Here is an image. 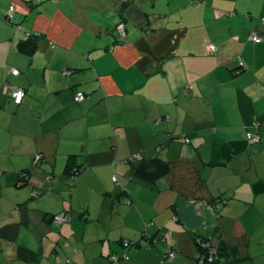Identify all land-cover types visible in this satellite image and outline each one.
<instances>
[{"label":"crops","instance_id":"0c3cea01","mask_svg":"<svg viewBox=\"0 0 264 264\" xmlns=\"http://www.w3.org/2000/svg\"><path fill=\"white\" fill-rule=\"evenodd\" d=\"M12 87L24 91L20 105ZM70 158L81 169L71 181ZM154 159L164 175L135 176L140 165L159 171ZM91 179L102 200L112 193L124 206L113 205L118 223L95 242L82 235L67 250L79 221L63 196L93 218L82 195ZM46 191L57 202L31 211V193ZM217 198L226 201L217 217L196 204ZM63 211L69 225L54 232L49 218ZM143 233L148 247L120 246ZM193 233L212 237L218 264H264V0H0V264H54L53 254L61 264H191Z\"/></svg>","mask_w":264,"mask_h":264},{"label":"rangeland","instance_id":"374dc122","mask_svg":"<svg viewBox=\"0 0 264 264\" xmlns=\"http://www.w3.org/2000/svg\"><path fill=\"white\" fill-rule=\"evenodd\" d=\"M32 166H35V164H32ZM67 180H70V179H67ZM66 180V181H67ZM71 181V180H70ZM47 182H50V180H47ZM69 182V181H68ZM116 185H119L118 182H112ZM65 184L67 186H69V188H71V184L72 182H69V183H66ZM70 184V185H69ZM74 184H76V182L74 181ZM84 184L86 185H89L90 187L89 188H82V195L86 201V203L88 202L89 198L91 197L94 204L96 205L95 208H96V212L93 211L94 213V217H90L89 216V213L85 210V205L83 203V201L81 200V203H79V201L77 200V198L75 197V199L73 200V197L75 196V194H73V196L71 197V195H69V192L63 196V199L66 201L67 203V206L68 208L72 206V208H74L73 210L75 211V216L77 218V220L79 222H75L73 224V226H71V231H72V239H73V242H72V245L67 249V250H70L76 243V240L79 239V237L82 238V235L85 236L86 239H91L93 242H95L102 230V227L107 224V223H113L114 225H116L118 223V216L114 213L113 211V205L116 203L114 201V203L112 202L110 196L112 197V199H115L116 198V195L114 194H110L107 196L109 197L108 199H104L102 200V197L100 196V189L98 188L99 184L101 183H96L93 179L91 180H86L84 182ZM47 186L49 187V189L52 190V185L50 183H47ZM74 189L75 186L73 187ZM91 190V191H88V190ZM51 193L46 191L45 193L41 194L40 196H36V198L32 199V209L31 211H34V208H35V203L36 202H42L45 204V206H42V207H51L53 202H57L56 200L54 199H50L48 198V194ZM77 196V195H76ZM21 200L23 201L24 199V194H21L20 196ZM81 198V196H80ZM30 201V198L27 197L26 201L25 202H29ZM62 202V200L60 201ZM84 206V207H83ZM115 206V205H114ZM124 205H117L115 206L114 208H119V207H123ZM127 207V206H126ZM129 207V206H128ZM98 209L101 210V217L98 218L97 217V212H98ZM82 211V212H81ZM70 215V214H69ZM87 218H86V216ZM43 216V215H42ZM72 217V216H71ZM71 217L69 220H67L64 225H69L68 223L70 222L71 220ZM95 218V219H94ZM39 221V220H38ZM40 223L42 222L43 223V228L46 230L47 229V226L50 225L47 220L45 219V216L44 218L40 219L39 221ZM60 225L59 223H57L55 226H54V232H57L58 229L60 228ZM53 226V225H52ZM141 240L145 237V233L142 234L141 236ZM150 240V239H149ZM66 241V239H65ZM143 242L142 243H147L146 247H148L149 243L147 242V240H142ZM141 243V244H142ZM99 244H101V241H99ZM129 247H132V246H129ZM94 252V255L96 254L95 250H94V247L92 248H87L85 249V254L87 256H91V254ZM69 254V252H68Z\"/></svg>","mask_w":264,"mask_h":264},{"label":"built area","instance_id":"2783aa9c","mask_svg":"<svg viewBox=\"0 0 264 264\" xmlns=\"http://www.w3.org/2000/svg\"><path fill=\"white\" fill-rule=\"evenodd\" d=\"M28 1L31 2L32 0H28ZM34 1L42 2L45 0H34ZM13 12H14V8L12 6H9L8 11H7L6 15L4 16V19H6L8 21L11 20ZM15 28L19 30V27H15ZM117 31L121 35H124L123 25L120 24L117 27ZM250 40L253 42H259L261 40V38L259 35L253 33L252 35H250ZM209 50L211 52H213L216 50V47L214 45H209ZM10 72L13 75H18V71L16 69H10ZM64 73H66V72H64ZM10 97H11V99L15 105H20L22 103V99L24 97V91L20 88L12 87ZM85 98H86V95L82 92H77L74 95V100L76 102H80V101L84 100ZM246 139H247L249 145H254V144H257L259 142L260 136H259V134L247 133ZM185 141L188 142L187 139ZM132 158L137 160V159H140V156L134 155ZM39 159H40V155H35L34 162H37ZM79 172H80V170H78V169H72V171H71V173L75 174V175L78 174ZM48 177L49 176H47V178ZM196 204L198 205L199 210L206 209V210L210 211L214 217H217L216 211L219 210L223 205H225L226 201L222 198H217L214 201H212L211 203L210 202L208 203L205 201H197ZM68 218H69L68 216H64L61 214L60 216H57L54 219V221L56 222V224L57 223L62 224L65 221H67ZM127 244H128V242L125 241L124 245L127 246ZM196 244H197L198 249H200V250L197 251L196 261L193 264H202L203 262H205V260L208 262H212L214 259H216L215 258L216 257V250L214 247H211L209 242L203 241L201 238H198L196 240ZM202 253H204L206 255H203ZM173 256H174L173 253H169L168 254L169 259L168 258L167 259L170 260L171 258H173ZM110 260L116 261L117 258L115 256H111Z\"/></svg>","mask_w":264,"mask_h":264},{"label":"trees","instance_id":"16d2710c","mask_svg":"<svg viewBox=\"0 0 264 264\" xmlns=\"http://www.w3.org/2000/svg\"><path fill=\"white\" fill-rule=\"evenodd\" d=\"M8 21V20H7ZM10 21V20H9ZM14 27H19V30L18 29H16V30H18V31H20V32H23V30H22V28L20 27V26H18V25H15ZM260 35V34H259ZM261 36V35H260ZM262 37V36H261ZM22 43H24V44H26L27 46H29V47H31V48H34L35 47V45L28 39L27 41H25V42H22ZM23 45V44H22ZM247 134V133H246ZM252 134H254V133H252ZM245 138H246V135H245ZM246 141H247V139H246ZM248 142V141H247ZM260 143V140H259V142L257 143V144H254V145H258ZM254 145H251V146H254ZM131 157H132V155H131ZM141 159V158H140ZM140 159H137V160H135L134 158H130L129 160H127V162H130V160H131V162L132 161H134V162H137V161H140ZM148 167H153L154 169H159V171H154V172H152L151 174H150V172L148 171H146L147 172V175H145V170H146V167L145 166H143V165H140V166H138L137 167V169H136V171H135V176L136 177H138L139 179H141V180H144V179H150V180H155L156 178H158V177H160V176H162V175H164L166 172H167V166H166V164L165 163H162V162H160L159 160H156V159H154V160H152L151 161V164L150 165H148ZM72 169H78V170H80V172H81V169L79 168V167H72L71 166V158H70V160H68V163H67V165H66V174H67V177H68V179H70V180H72L76 175H78V174H72L71 173V171H72ZM27 173H28V171H20L19 173H18V175L20 176L19 177V183L20 184H24L25 183V180L27 179ZM47 176H49L48 178H47V180H51V176L50 175H47ZM112 181L113 182H118L117 181V177H116V175H113L112 176ZM145 181V180H144ZM38 194H36V193H31V198L32 197H36ZM125 203L127 204V205H131L132 204V201H131V199H126L125 200ZM226 205V204H225ZM219 211V210H218ZM64 215V216H68L69 218H68V220L70 219V215H69V212L68 211H63V212H60V213H57V214H55V215H52L50 218H49V221H51L52 223H54V224H56V222L54 221V219L57 217V216H60V215ZM86 216V215H85ZM86 218H87V216H86ZM218 219V218H217ZM50 222V223H51ZM66 222V221H65ZM64 222V223H65ZM63 224V223H62ZM61 225V224H60ZM146 236H147V234L145 235V237L142 239V240H148L149 242H151V240H149V237L148 238H146ZM192 238H193V241H194V244H195V246H196V253H195V255H194V257H193V259L191 260V264H193L195 261H196V255H197V251L198 250H200V249H198V247H197V244H196V240L198 239V238H201L203 241H206V242H209L210 243V245H211V247H214L215 248V250H216V259H214L212 262H208V261H206L205 260V262H203L202 264H218L219 263V261H220V258H221V256H223L222 254V252L220 251V249L216 246H214L213 244H212V237H206V236H202V235H198L197 233H193L192 235ZM142 238V237H141ZM141 239L140 240H138V241H132V240H125V241H127L128 242V244H127V246H125L124 245V240L123 241H119L120 242V246L123 248V249H128L129 248V246H133V247H136V246H141V243L143 242ZM143 244V243H142ZM73 248H71V250H72ZM74 251V250H73ZM169 253H173V258H171L170 260H168L169 258H168V254ZM203 255H206V254H204V253H202ZM176 251L174 250V249H172V247H170L169 246V248H168V251L166 252V254H165V256H166V258H165V260H167V261H172L175 257H176ZM111 256H114V255H111ZM110 256V257H111ZM116 257V256H115ZM117 258V260L116 261H119V260H121V258H119V257H116ZM123 258H125V257H123ZM168 258V259H167ZM108 259H110L109 257H108ZM60 261V259H59V256L57 255V254H53V263L54 264H61V262H59ZM70 260L69 259H67V258H65V259H63V264H70Z\"/></svg>","mask_w":264,"mask_h":264},{"label":"water","instance_id":"95a60500","mask_svg":"<svg viewBox=\"0 0 264 264\" xmlns=\"http://www.w3.org/2000/svg\"><path fill=\"white\" fill-rule=\"evenodd\" d=\"M161 241H162V242H165V239L163 238V239H161Z\"/></svg>","mask_w":264,"mask_h":264}]
</instances>
